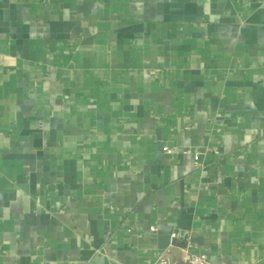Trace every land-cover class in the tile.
I'll use <instances>...</instances> for the list:
<instances>
[{"label": "crops", "instance_id": "obj_1", "mask_svg": "<svg viewBox=\"0 0 264 264\" xmlns=\"http://www.w3.org/2000/svg\"><path fill=\"white\" fill-rule=\"evenodd\" d=\"M175 232L264 264V0H0V264Z\"/></svg>", "mask_w": 264, "mask_h": 264}, {"label": "built area", "instance_id": "obj_2", "mask_svg": "<svg viewBox=\"0 0 264 264\" xmlns=\"http://www.w3.org/2000/svg\"><path fill=\"white\" fill-rule=\"evenodd\" d=\"M154 230V228H152ZM178 233H172L173 243L171 248L164 253L159 254L151 264H176L182 261L183 264H214L208 257L197 251L189 242H180ZM178 249L181 253L176 261L170 260V253L173 249Z\"/></svg>", "mask_w": 264, "mask_h": 264}, {"label": "water", "instance_id": "obj_3", "mask_svg": "<svg viewBox=\"0 0 264 264\" xmlns=\"http://www.w3.org/2000/svg\"><path fill=\"white\" fill-rule=\"evenodd\" d=\"M180 255H181V253H180V251L178 249H176V248L173 249L171 251V253H170V260L174 262V261L178 260V258L180 257ZM176 264H183V263H182V261H179Z\"/></svg>", "mask_w": 264, "mask_h": 264}]
</instances>
